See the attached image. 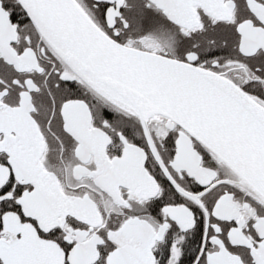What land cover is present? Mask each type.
<instances>
[{
    "label": "snow or ice",
    "instance_id": "1",
    "mask_svg": "<svg viewBox=\"0 0 264 264\" xmlns=\"http://www.w3.org/2000/svg\"><path fill=\"white\" fill-rule=\"evenodd\" d=\"M0 264H264V0H0Z\"/></svg>",
    "mask_w": 264,
    "mask_h": 264
}]
</instances>
